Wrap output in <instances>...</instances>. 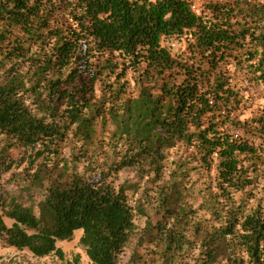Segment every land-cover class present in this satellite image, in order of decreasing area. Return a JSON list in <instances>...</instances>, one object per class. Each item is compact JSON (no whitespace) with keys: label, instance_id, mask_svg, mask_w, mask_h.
<instances>
[{"label":"trees","instance_id":"1","mask_svg":"<svg viewBox=\"0 0 264 264\" xmlns=\"http://www.w3.org/2000/svg\"><path fill=\"white\" fill-rule=\"evenodd\" d=\"M257 87L264 0H0L1 247L63 259L81 232L90 264H121L150 198L142 264H264Z\"/></svg>","mask_w":264,"mask_h":264},{"label":"rangeland","instance_id":"2","mask_svg":"<svg viewBox=\"0 0 264 264\" xmlns=\"http://www.w3.org/2000/svg\"><path fill=\"white\" fill-rule=\"evenodd\" d=\"M187 1L192 3L193 8L196 11H199L200 5L203 3H207L209 1L217 2L223 0ZM164 45L170 49L172 55H177V53L186 51V43L184 40L171 39L165 42ZM135 94L136 93L134 92V95ZM246 96L248 97V101L246 102L245 106L241 111L242 120H249L253 117H256L260 109L264 107L263 91L261 87L252 89ZM3 145L4 138L0 137V150H2ZM5 156L7 160L14 161L15 165L13 166V170L8 172L7 174L2 175V182L6 185V189L8 191H11L13 195H23V199L24 201H26L28 199V195L22 192L21 183H19V186H17L18 188L16 189L14 184L10 180L12 174L17 175L15 176L16 178L23 179V177L25 176L24 174H26V171L30 170H25V168L28 169V164L24 163L16 167V163L19 162L24 156V152L22 150L11 149L6 151ZM179 157L180 153H177L176 151L170 152V161H177ZM32 170H34V168ZM213 176L214 175H211V177L205 176L203 181L208 184L213 180ZM134 177V172L124 171L119 176V182L124 180H132ZM151 187L156 189L154 185H152ZM149 193L150 190L148 191V194ZM137 197L140 196L135 195L136 199ZM143 201L144 200L141 199V203H144ZM145 201H147L148 204L146 217L139 216L136 218L134 222L135 232L131 238V242L127 246L124 254L121 256V264H142V260L136 259V257L138 256H144L147 262L151 259V257H149V254H147L146 252L149 248H147V245H145V242H143L145 235V227L149 221L152 224H155L157 221L160 220V216L155 214V204H153V200L147 198V200ZM4 221L8 227L11 225V221L7 219H4ZM80 237L81 232H77L72 242H63L57 244V247L60 248L63 252V259H59L53 254L44 258H38L33 256L27 250L17 251L12 248H3L0 245V264H90L88 258L86 257L85 250L79 242Z\"/></svg>","mask_w":264,"mask_h":264},{"label":"built area","instance_id":"3","mask_svg":"<svg viewBox=\"0 0 264 264\" xmlns=\"http://www.w3.org/2000/svg\"><path fill=\"white\" fill-rule=\"evenodd\" d=\"M238 135V133H236Z\"/></svg>","mask_w":264,"mask_h":264}]
</instances>
